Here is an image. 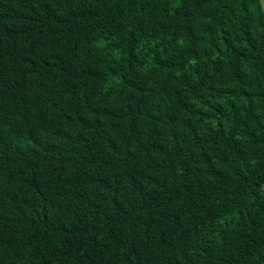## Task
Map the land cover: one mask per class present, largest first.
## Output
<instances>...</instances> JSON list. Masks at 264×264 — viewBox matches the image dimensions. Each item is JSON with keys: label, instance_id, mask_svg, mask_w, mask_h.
Listing matches in <instances>:
<instances>
[{"label": "trees", "instance_id": "trees-1", "mask_svg": "<svg viewBox=\"0 0 264 264\" xmlns=\"http://www.w3.org/2000/svg\"><path fill=\"white\" fill-rule=\"evenodd\" d=\"M0 264H264L260 0H0Z\"/></svg>", "mask_w": 264, "mask_h": 264}, {"label": "rangeland", "instance_id": "rangeland-1", "mask_svg": "<svg viewBox=\"0 0 264 264\" xmlns=\"http://www.w3.org/2000/svg\"><path fill=\"white\" fill-rule=\"evenodd\" d=\"M261 1V4H262V7L264 9V0H260Z\"/></svg>", "mask_w": 264, "mask_h": 264}]
</instances>
